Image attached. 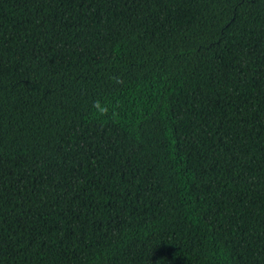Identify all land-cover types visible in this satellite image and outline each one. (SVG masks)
I'll list each match as a JSON object with an SVG mask.
<instances>
[{"label": "trees", "instance_id": "trees-1", "mask_svg": "<svg viewBox=\"0 0 264 264\" xmlns=\"http://www.w3.org/2000/svg\"><path fill=\"white\" fill-rule=\"evenodd\" d=\"M0 264H264V0H0Z\"/></svg>", "mask_w": 264, "mask_h": 264}]
</instances>
